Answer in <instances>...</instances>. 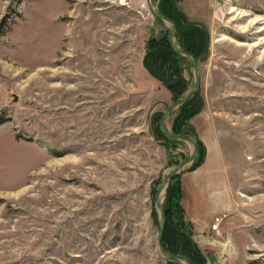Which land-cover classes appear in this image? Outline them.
<instances>
[{"label": "rangeland", "instance_id": "rangeland-1", "mask_svg": "<svg viewBox=\"0 0 264 264\" xmlns=\"http://www.w3.org/2000/svg\"><path fill=\"white\" fill-rule=\"evenodd\" d=\"M151 5L182 25L178 47L202 49L196 99L221 117L233 199L219 231L185 210L188 235L165 244L197 248L196 264H264V0ZM171 29L147 0H0V264H189L163 256L155 201L195 152L159 131L176 97L147 57ZM184 55L179 98L197 81Z\"/></svg>", "mask_w": 264, "mask_h": 264}, {"label": "trees", "instance_id": "trees-1", "mask_svg": "<svg viewBox=\"0 0 264 264\" xmlns=\"http://www.w3.org/2000/svg\"><path fill=\"white\" fill-rule=\"evenodd\" d=\"M159 13L161 15L168 17L172 22L175 23V31L173 35L176 36L177 32L181 31L182 25H180V23L175 18V16L165 13V12H159ZM204 39H205V36L203 37L202 40ZM153 40H151V42L152 43L154 42V45L149 48V50L152 52H150L147 57L148 65L152 69V72H155V70L158 69V71L155 73L157 76H161L160 74H164L163 79H164L165 84L174 92L175 97H176L175 100H178V98L181 97L183 93L185 92V87L182 89L178 87V86H181L180 85L181 83L179 82L182 79L180 80L178 79L175 81L170 80L169 72H172V74L176 73L178 75L181 73L179 59H181L185 55L184 53L174 49L173 44H175V42L172 43L170 41V35L164 36L163 38H161V40H157V39H155L154 41ZM180 48H183L187 52L193 54L196 59L198 58V54L200 50H202V49H199L201 47H198V46L196 47L181 46ZM158 60H160V62H158ZM196 97H197V92L187 101L181 103L178 106L179 113L175 117L174 124L172 127V132L193 135L198 141L199 153L197 157L192 161V164L189 167V170H194L198 166H200L204 162L206 155H207L206 146L204 145L202 140L198 137L196 130L191 122V119L195 115H197L202 109L201 108L202 103L199 100H197ZM159 131L161 132L163 136L171 140H178L177 138H172V137L167 136L162 131L160 126H159ZM176 180H178L177 183H175ZM182 197H183L182 182L179 180V173H175L168 181L167 196L164 202L166 221H165V225L162 231V242L164 240L163 247L165 248L167 252L176 253V254H179V252L177 250H174V248L171 249L173 245L170 246L168 243L166 245L165 238L166 236H168V234L170 235L171 229H174L175 231H177L175 232V235L177 239L179 240H182L181 237L184 234H186V236L188 235L187 232L185 233L184 227L190 225V222H187L185 219L186 217L185 209L181 203ZM188 242H189L188 244L193 246V243L190 239H188ZM193 252L195 254L192 253V255H189V254L185 255L189 258L191 264H196L199 260H202V263H204L205 258L201 254V252L198 251L197 248L194 249ZM171 260L175 261L177 259H171Z\"/></svg>", "mask_w": 264, "mask_h": 264}, {"label": "crops", "instance_id": "crops-1", "mask_svg": "<svg viewBox=\"0 0 264 264\" xmlns=\"http://www.w3.org/2000/svg\"><path fill=\"white\" fill-rule=\"evenodd\" d=\"M170 116L171 112L165 120V127L172 131L168 124ZM220 119L219 113L208 110H203L191 119L197 135L207 148V155L200 166L185 173L182 178V203L187 215L194 223L200 217V224L210 232H215L211 229L213 217L230 210L233 206L230 190L231 172ZM199 209L206 214L205 218L198 214Z\"/></svg>", "mask_w": 264, "mask_h": 264}, {"label": "water", "instance_id": "water-1", "mask_svg": "<svg viewBox=\"0 0 264 264\" xmlns=\"http://www.w3.org/2000/svg\"><path fill=\"white\" fill-rule=\"evenodd\" d=\"M147 3H148L149 7L151 8V10L155 13V15L157 17H160V18H162L164 20L171 21L168 17H166L164 15H161L159 12H157V11H155L153 9V7L151 5V0H147ZM174 31H175V23L172 22V29H171V33H170V41L172 43H174V39H173ZM173 47H174L175 50L180 51V52H182V53H184V54L189 56L191 62L194 65V68L196 69L197 81H196V84L194 85V87L191 89V91L187 95H185L184 97L174 101L168 107V109L164 112V115L162 116V119H161V122H160V127H161L162 131L169 137L179 138V139L184 138V137L189 138L193 142V144L195 146V152L190 157H188L187 159H185L184 161L178 163L175 167H173V169H171V171L168 172V174L165 176V178L163 179V181L161 182V184H160V186H159V188L157 190L155 201H156L157 205L160 207V210H161V213H162V219H161V223H160L159 231H158V240H159V246H160L161 252H162L164 257H166V258H174V259H186L189 262V264H191V262H190V260H189V258L187 256L182 255V254H176V253L167 252V251H165L163 249L162 244H161L162 231H163V227L165 225L166 215H165V208L163 206L162 200L160 199V195L163 192V190L167 187V184H168V181L170 180V178L175 173L179 172L180 169L184 165L192 162L197 157V155L199 153L198 141L193 135H189V134H185V133H174V132L168 130L165 127V120L168 117V115L170 114V112L175 107H177L178 105H180L181 103L187 101L190 97H192L197 92V90L199 89V86H200V83H201V72H200L198 61L195 58V56L193 54L187 52L185 49L176 46L175 44H173Z\"/></svg>", "mask_w": 264, "mask_h": 264}, {"label": "built area", "instance_id": "built-area-1", "mask_svg": "<svg viewBox=\"0 0 264 264\" xmlns=\"http://www.w3.org/2000/svg\"><path fill=\"white\" fill-rule=\"evenodd\" d=\"M225 218H226L225 214L216 215L211 223V229L213 231H219L221 229L222 223L225 221Z\"/></svg>", "mask_w": 264, "mask_h": 264}]
</instances>
